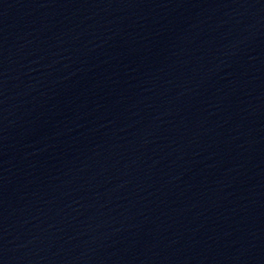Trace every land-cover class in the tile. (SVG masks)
Segmentation results:
<instances>
[{"label":"water","instance_id":"water-1","mask_svg":"<svg viewBox=\"0 0 264 264\" xmlns=\"http://www.w3.org/2000/svg\"><path fill=\"white\" fill-rule=\"evenodd\" d=\"M29 264H264V0H34Z\"/></svg>","mask_w":264,"mask_h":264}]
</instances>
